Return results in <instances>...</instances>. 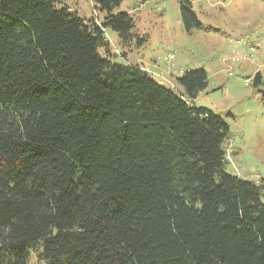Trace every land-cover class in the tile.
Masks as SVG:
<instances>
[{
    "label": "trees",
    "instance_id": "trees-1",
    "mask_svg": "<svg viewBox=\"0 0 264 264\" xmlns=\"http://www.w3.org/2000/svg\"><path fill=\"white\" fill-rule=\"evenodd\" d=\"M93 1L99 22L0 0V264H264V185L226 171L228 126L193 103L206 70L175 92L111 62L105 27L148 35ZM179 2L187 33L211 29Z\"/></svg>",
    "mask_w": 264,
    "mask_h": 264
},
{
    "label": "rangeland",
    "instance_id": "rangeland-1",
    "mask_svg": "<svg viewBox=\"0 0 264 264\" xmlns=\"http://www.w3.org/2000/svg\"><path fill=\"white\" fill-rule=\"evenodd\" d=\"M59 1L58 7L85 21L99 22L105 15L93 0ZM191 1L199 21L211 29L187 33L179 0H122L113 13L127 11L148 40L142 46L135 39L123 43L117 32L105 27L107 57L111 62L143 66L175 92L181 90L177 76L203 67L208 84L193 103L210 109L228 126L226 171L264 185V0ZM98 52L106 56L103 48ZM257 72L260 82L254 79ZM27 264H39L34 253Z\"/></svg>",
    "mask_w": 264,
    "mask_h": 264
},
{
    "label": "crops",
    "instance_id": "crops-1",
    "mask_svg": "<svg viewBox=\"0 0 264 264\" xmlns=\"http://www.w3.org/2000/svg\"><path fill=\"white\" fill-rule=\"evenodd\" d=\"M131 65H137V64H131ZM138 66H140V65H138ZM140 67H142V68H144L143 66H140ZM145 69V68H144ZM148 72H150L148 69H146Z\"/></svg>",
    "mask_w": 264,
    "mask_h": 264
},
{
    "label": "built area",
    "instance_id": "built-area-1",
    "mask_svg": "<svg viewBox=\"0 0 264 264\" xmlns=\"http://www.w3.org/2000/svg\"><path fill=\"white\" fill-rule=\"evenodd\" d=\"M170 57H171V55H170Z\"/></svg>",
    "mask_w": 264,
    "mask_h": 264
}]
</instances>
